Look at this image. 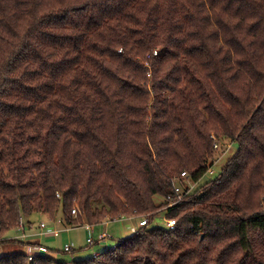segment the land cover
<instances>
[{"label": "trees", "instance_id": "obj_1", "mask_svg": "<svg viewBox=\"0 0 264 264\" xmlns=\"http://www.w3.org/2000/svg\"><path fill=\"white\" fill-rule=\"evenodd\" d=\"M35 212L148 223L0 264H264V0H0V243Z\"/></svg>", "mask_w": 264, "mask_h": 264}, {"label": "crops", "instance_id": "obj_2", "mask_svg": "<svg viewBox=\"0 0 264 264\" xmlns=\"http://www.w3.org/2000/svg\"><path fill=\"white\" fill-rule=\"evenodd\" d=\"M128 219H136V217L132 218H127ZM114 219H107L101 223H103L105 226L108 225V222L112 221ZM120 220V219H116ZM24 221V231H25V237L22 238L19 236V230L18 229H13L10 230L12 232V235H6L7 238H13V239H19L23 242L24 245L31 243L32 245L36 244H41L46 247L47 249V254L52 255L54 257H61L59 255H62V257H67L66 254H70L72 258H79L77 255L78 253L84 252L85 250H81L82 246H79V244H76V237L73 235V230L76 228L84 229L85 227L81 224L75 225V224H65L61 221L60 216L57 217V219H50L46 214L40 213V212H35L32 213L31 215L27 216L26 218L23 217ZM44 222L45 223V228H51L54 230L58 231L57 235H54L52 233H45L43 228L40 227V223ZM100 223V224H101ZM107 224V225H106ZM95 225H90V228L86 229L87 236L91 235L92 237V242L91 243H97V245H102L107 247H113L116 245V243L122 239L124 236L128 234L129 229L127 227H120L121 230L119 233H116L114 235L112 232H108L107 228L104 227V230H101L99 235L105 234L103 238L100 239V236H98V241L95 242L93 238V233L95 230ZM102 227V225H100ZM119 228V229H120ZM118 229V230H119ZM117 230V231H118ZM10 231L8 233H10ZM44 232V233H42ZM86 236V237H87ZM66 242H71L72 243V248L73 250L69 253H66L62 250L63 244ZM109 243H112L110 245ZM109 244V245H108ZM23 245V246H24ZM88 246L90 244H87ZM92 246V245H91ZM93 248V247H92ZM89 251L92 252H97L94 249H88ZM86 252V251H85ZM63 253V254H61Z\"/></svg>", "mask_w": 264, "mask_h": 264}, {"label": "built area", "instance_id": "obj_3", "mask_svg": "<svg viewBox=\"0 0 264 264\" xmlns=\"http://www.w3.org/2000/svg\"><path fill=\"white\" fill-rule=\"evenodd\" d=\"M153 53H156V52L154 51ZM212 137L215 139L214 135H212ZM219 146H221V142L218 143V141H216V139H215L214 147L219 148ZM215 165L216 164L214 163L211 167H209L207 172H213L214 169H215ZM212 178H214V177H212ZM183 181H191V182H193L192 180H190V177H189L188 174H186L185 172H181L179 177H175L173 179V186H174L175 191L177 193H179V194L180 193L186 194L188 192H192L191 191L192 187H190L189 184L188 185H183V183H182ZM193 183L196 184V182H193ZM56 195L58 197L61 196L59 192H57ZM175 202H176V200L171 199V200H169L167 206H171ZM71 213H72L73 218L77 217L79 215H82L76 200L74 201V204L71 207ZM165 214H166V211L163 213V215H161V219L163 220V222L166 223V225L169 228H173L175 226V224H176L175 220L172 219V218L166 217ZM127 218H132V217L131 216L126 217V216L121 215L118 218H114V220H116V219L125 220ZM147 223L148 222H147V218L146 217L137 218V224L136 225H132L131 224V225L128 226L129 231L135 232L139 226L146 225ZM82 225L85 228L89 229L91 224H89L87 221H84L82 223ZM24 226H25V224H24L23 217H22L20 219V221H19V226L16 228V229L19 230V236L22 237V238H24L25 235H26L25 231H24ZM40 227L43 228L45 233H52L54 235L58 234L57 230H54V229H51V228H47V227L45 228V223L44 222L40 223ZM44 232H42V233H44ZM99 236H100V239H101V238H103L105 236V234H101ZM86 241H87V244H91V242H92L91 235L86 237ZM62 250L64 252H66V253L71 252L73 250L72 243L71 242L64 243L63 247H62ZM23 252L27 255L28 260H31L36 255H46L47 254V249H46L45 246H43L41 244L32 245L31 243H29V244H26V245L23 246ZM96 254H97V252H93L92 253V255H96Z\"/></svg>", "mask_w": 264, "mask_h": 264}, {"label": "rangeland", "instance_id": "obj_4", "mask_svg": "<svg viewBox=\"0 0 264 264\" xmlns=\"http://www.w3.org/2000/svg\"><path fill=\"white\" fill-rule=\"evenodd\" d=\"M221 145H222V147L219 146L218 152L225 154L229 150L231 142H228V141H226V142L224 141L223 142L222 141ZM233 147H234V145H233ZM234 149H235V147H234ZM229 155L230 154L226 155L224 157V159H222L221 161H219L215 165V169H214L213 172H206L205 175H203V177L201 178V181H200L199 184H202L203 182L207 181L208 179H211L212 177H215L216 173L219 172L224 160ZM182 183H183V185H188L189 184V186L192 187L191 191L195 190L199 186V184H194L191 181H183ZM157 200L159 202L161 200V198H158ZM161 215H163L162 212L160 214H157V216H155L153 218L152 223L155 224V225L164 226L163 220L161 219ZM131 224L132 225H136L137 224V218L136 219H128V220H112V221L108 222V225L106 224L107 226H105L103 223H101V224L99 223L95 227V230H94V233H93L92 236H93V238H94V240L96 242L99 239L98 236H99L100 231L104 230V227L107 228L108 232L110 231L114 235H116V233L120 232V230H121L120 227H127V229H129L128 226L131 225ZM100 225H102V227ZM72 233L76 237V244L77 245L79 244V246H82L81 250H85L86 251V252L84 251V252L78 253L77 256L79 258H86V257H89L90 255H92L93 252L91 253V251L88 250L89 248L90 249H94V250L99 251V252L102 251L105 248V246H102V245L99 246V245H97V243H91L88 246L87 245V241H86L87 233H86V229L85 228L84 229L76 228V229L73 230ZM7 235H12V232L10 231V233H8ZM109 244L112 245V243H109ZM20 250H23V247L18 245V244H16V243H12V242L0 243V255L7 254V253H13V252H17V251H20ZM61 254H63V253H61ZM59 256H62V255H59Z\"/></svg>", "mask_w": 264, "mask_h": 264}]
</instances>
